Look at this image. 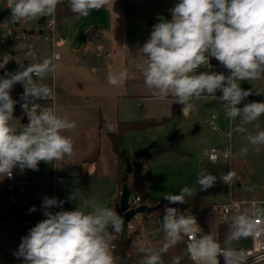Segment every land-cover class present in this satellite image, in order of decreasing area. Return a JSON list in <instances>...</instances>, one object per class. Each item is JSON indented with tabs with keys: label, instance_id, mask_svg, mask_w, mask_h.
I'll return each instance as SVG.
<instances>
[{
	"label": "clouds",
	"instance_id": "clouds-1",
	"mask_svg": "<svg viewBox=\"0 0 264 264\" xmlns=\"http://www.w3.org/2000/svg\"><path fill=\"white\" fill-rule=\"evenodd\" d=\"M63 0H7L11 10L12 23L31 21L38 17L51 16ZM111 0H68L70 10L79 16H88L93 10H100ZM171 20L160 19L153 26L150 39L139 49L146 57L144 82L158 91L163 100L171 94L175 103L182 105L181 112L187 116L194 108L191 101L199 100L204 94L215 96L225 105L226 115L231 120L239 117L240 124L234 129L244 132V125L264 115V102L252 101L238 107L252 95L250 90L241 87L242 81L258 80L264 77V0H179L171 9ZM28 55H33L29 52ZM58 59V57H56ZM210 58H215L228 71L229 75L212 71L198 72L201 67L211 68ZM23 70L5 73L0 77V176L11 178L14 168L38 171L40 162L59 161L73 153L71 138L62 135L65 130L76 127L75 122L61 118L54 107L41 109L36 100L54 95L53 90L44 86H34L32 77H43L54 72L56 65L52 59L41 63H31ZM129 78L127 70L108 77L112 86H120ZM17 83L24 87L21 105L27 115L28 123L17 132L10 124L17 101L11 90ZM33 85V86H29ZM259 95V93H256ZM213 130H218L212 125ZM229 136L232 135L230 131ZM253 146L264 145V130L247 137ZM248 148L241 149L246 155ZM216 149H207L203 155L212 163L218 156ZM225 159L230 151L223 153ZM236 173L232 170L221 173L223 183L231 185ZM217 176L201 170L197 184L201 190L214 186ZM195 195L194 189L183 187L179 194L165 195L169 204H183L186 197ZM75 200L72 193L69 197ZM64 200L45 197L41 204L46 219L38 222L22 238L17 258L24 264H116L111 241L123 231L124 220L112 208L95 206L85 213L79 208L49 211L61 207ZM33 206L29 212H35ZM260 209L252 215L247 213L233 217L231 230L225 243L253 234L259 235ZM111 228V232H109ZM163 231L167 243L159 252L147 249L142 264H161L160 253L188 237L187 250L194 264H220L218 256L223 255L225 264H242L233 261L234 256L243 258V253H235L231 248L222 249L211 235L196 237L197 220L185 216L177 208L165 206Z\"/></svg>",
	"mask_w": 264,
	"mask_h": 264
},
{
	"label": "rangeland",
	"instance_id": "rangeland-1",
	"mask_svg": "<svg viewBox=\"0 0 264 264\" xmlns=\"http://www.w3.org/2000/svg\"><path fill=\"white\" fill-rule=\"evenodd\" d=\"M1 12L3 14L6 13L10 18L11 11L1 9ZM163 17L166 18L167 14L164 13ZM33 26H36L34 28L37 32L33 35L15 38L11 52L6 51L4 44H0V77H3L5 73H15L23 70L21 65L25 67L24 61L26 60L25 58L30 56L28 55L29 52L34 55L35 53L37 54L38 50H43L46 59L54 58L52 40L49 38V35L39 32L38 18L27 22L21 21L18 28L22 32L24 29H30L29 27ZM147 32L149 33L151 30ZM10 58L15 63L12 67L6 69V63ZM145 68L143 67L138 71L144 73ZM32 80L34 86L40 87L46 85L53 92H56L57 89L60 90L62 84L66 85V82L69 83L68 79H62L58 76L54 80L53 75L49 74L44 75L42 78L33 76ZM240 83L241 87L245 90H250L252 95L247 97L238 107H243L245 103L252 101L264 102V77L260 86V79L242 81ZM151 90L152 93L158 94V91L155 89L150 88L146 91ZM23 92V85L17 83L13 86L11 95ZM256 93H259V95ZM215 94L216 97L220 96L218 91ZM216 97L204 94L199 100L193 99L191 103H197L199 107L198 113L189 119H181L179 122L181 123L180 130L173 123H164L156 128L148 127L140 131L137 130V132L135 131L132 134L133 137H130L132 145L129 144L130 141L128 140L127 146L138 154H146L162 147H171L173 149H179V147L185 149L191 148V154L193 153L195 159L192 155L179 156L175 153L167 152L152 158L149 161L150 164H136V168L133 171L137 170L136 177L143 196H148L149 193L150 195L152 193L161 197L169 194H179L180 189L185 186L194 189L195 195L186 197L187 202H191L190 205H186L187 203H177L174 204V207L185 216H194L197 222L203 223L206 226V234L211 235L214 240L220 242V226L231 223L229 222L231 216L225 222H222L217 216L208 213V206L210 203L227 201L230 197L264 199V145L253 146L247 139L250 134L255 135L258 131H261L262 116L251 123L245 124L244 132L234 131L240 124L239 117L236 120L228 118L224 103ZM139 101L140 107L135 113V116H137L135 118L138 119H143L147 114L146 112H149L148 110L151 109L161 114H166L165 112H169L170 110V98L161 100L158 97H154L148 104H145L144 99H140ZM84 107L87 108L86 114L91 121L99 119L100 112L91 106L90 103H85ZM55 113L60 117V110L57 107H55ZM82 114L81 111L74 109L69 111V121L75 122L76 127L62 132V135L71 138L73 148H76L77 151L71 155H65L62 162L61 160L56 161L58 173L67 177L57 187L58 197L66 201L71 210H75L77 207L88 213L93 211L95 206H98L112 208L116 211V204L118 203L119 205V200L116 201L115 184L118 183L120 198L123 183L120 182V178L118 177L117 179L112 178L118 172V162L120 160L112 150V142L108 135V132L116 129V123L111 122V120L106 121V123H80L81 117H83ZM213 114L217 116L216 123L220 126L218 130H213L208 124V120H210ZM13 117L12 120L20 122V117ZM10 124L17 132H20L27 123ZM93 124L98 125V132L96 134L100 133L101 138L97 149L91 151L92 142H90V137L93 138L95 135L94 129H88V126ZM230 131L232 132L231 136L228 135ZM211 145L219 147L231 146L234 157L229 162L219 161L212 163L207 161L203 158V152ZM244 147L248 148V152L246 155H241V149ZM178 152L183 153L181 151ZM91 156L98 158L97 161H88L87 158ZM96 162L98 164L95 165ZM70 165L76 167V172L71 173L69 171ZM145 165L147 169H141ZM38 168V171L24 169L21 171V174L29 178V186L35 188L38 196H43L45 193H54L55 190L52 185L54 161L49 163L40 162ZM201 170H207L210 174L217 176L214 186L207 190H201L200 185L196 182ZM230 170L236 173V177L229 186L222 182L220 174L227 173ZM133 171L129 174V177L134 176ZM120 174L122 177L126 174L124 162L120 163ZM4 177L0 176V195L2 196L0 200V212L8 213L9 218L0 219V259L3 261L1 263L4 264H22V258H17L14 253L22 242V235L25 230L23 211L20 205L10 208L7 193L4 189ZM132 192H134L133 189ZM72 193L75 195V200L69 199ZM165 203L168 202L165 201ZM28 204H31V202H28ZM164 208L155 213V219L151 221V226H156L155 223H157L156 219L158 217L163 220ZM244 213L248 214V210L245 209L240 214ZM237 215L239 214L232 216L235 217ZM160 226L161 228L158 231L151 234V242L157 252L167 243L166 235L163 231V221ZM109 232H111V229ZM117 239L111 241V243H117L119 246L116 251H112L113 256L121 254L119 260H115L116 264H133L132 257L135 259L138 257L145 258V250L152 249L148 246L147 242H144L136 234H133L129 238L124 248L120 246ZM221 244L228 247H243L248 246L250 241L247 237L232 241L230 244H226L225 241ZM160 259L161 264H194L183 239L177 244L170 246L166 252L160 253ZM260 264H264V262Z\"/></svg>",
	"mask_w": 264,
	"mask_h": 264
},
{
	"label": "crops",
	"instance_id": "crops-1",
	"mask_svg": "<svg viewBox=\"0 0 264 264\" xmlns=\"http://www.w3.org/2000/svg\"><path fill=\"white\" fill-rule=\"evenodd\" d=\"M178 2L179 0H111L110 4L102 7L98 11H91L86 17L76 15L70 19H66V28L63 30L58 29L55 39L51 41L53 43L54 52V58H52V61L56 65L55 71L47 73L53 75L54 80H56L57 76L69 80V83L66 82V85L62 84L60 90L57 89L56 92H53L55 96V105L57 109L60 110V117L69 120L68 112L74 109L83 113L80 123H106V121L111 120V122L116 123V129L114 131L117 130L118 124L123 121H160L163 117H171L176 105V98L171 94L167 97L170 98L171 104L170 110L169 112H165L166 114H161L151 109L148 110L149 112H146L147 114L143 119H138L135 118L137 117L135 116V113L139 110L140 99H144L145 104H148V102L152 101L154 97H158V94L152 93V90L146 91L150 88L144 82V74L138 71L143 67H146V57L139 51V49H141L144 43L150 39L151 32L148 33L147 31H152L153 26L160 22L161 18L171 20V9ZM164 13L167 14L166 18L163 17ZM39 18L40 17H38V20ZM34 27L36 26L29 28L31 29ZM55 54H57V56ZM56 57H58V59ZM25 59L33 60V63H41L43 62V59H46V56L44 55L43 50H38L37 54L30 55ZM124 70H127L129 73V78L122 85L112 86L108 83V77L110 75L118 74ZM219 73H223L226 76L230 74L224 66L220 68ZM262 78L260 79L259 86L261 85ZM22 94L23 93H14L12 95ZM75 100L77 101L75 102ZM85 103H90L91 106L100 112L99 119L92 121L89 119L86 114L87 108L84 107ZM193 105L194 108L187 116H183L180 109L178 117L176 119H171L166 123L176 124L178 130H180L181 123L179 122L181 119H189L191 116L198 113L199 107L197 103L193 102ZM75 106H77V108H75ZM24 117H26V121H24ZM216 120L217 116L215 121ZM17 121L11 120L10 123H28L27 115L20 117V122ZM161 125L163 124L150 128H156ZM217 125L219 126V124ZM88 129H94L95 136L93 138L90 137V142H92V147L90 149L93 151L97 149L101 134H96L98 132V125L96 124L89 125ZM110 132H108V135ZM134 132L135 131L128 132L124 138L125 148L129 155L133 157L142 155L133 152V150L129 149V146H127L128 140L130 141L129 144L132 145L130 137H133L132 134ZM212 146L216 145H211L206 149L208 150ZM76 151L77 149L73 148V153ZM167 152H172L179 156H193V153L191 154V148L185 149L179 147V149L168 150L164 153ZM193 158L195 159V156H193ZM87 159L88 161L94 160L93 162H95L98 158L91 156ZM62 161L63 159L61 162ZM120 163L121 162H118L117 174L112 178H121ZM96 164L98 163L96 162L95 165ZM146 164H150V162ZM55 165L56 160H54V167ZM135 168L136 165L133 166V169ZM141 169H147V166L145 165L143 168L141 167ZM69 171L71 173L76 172V167L70 165ZM136 171H133L134 176L129 177L128 181H132L134 184L133 193L140 194L141 189L136 177ZM21 179L23 181L24 194L28 197V202H31V204L27 203V205H24L23 207L21 206L24 216L23 224L25 225V230L22 235L23 238L29 234L31 229V227L28 226L30 222L27 220V218L30 217L25 216V211L27 210L29 212V209L33 206L36 207V213L43 212L44 209L41 208L43 198L42 196H38L34 187L29 186V178L22 176L21 174ZM115 190L116 201H120L118 183L115 184ZM149 195L143 196L142 194L145 203H147V198L161 197L152 193L150 196ZM1 197L2 196L0 195V200ZM211 204L213 203H210L209 205ZM117 206L120 208L118 203L116 204V209ZM11 207L12 205H10V208ZM51 210L52 208L49 209V211ZM0 214L4 213L0 212ZM43 217L44 215L40 219ZM30 219L34 222L40 220ZM131 237L132 236L129 238ZM119 239L120 234L117 240L119 241ZM120 256V253L116 255L114 257L115 260H119ZM132 258L134 262L139 257L136 259L134 257ZM0 261L2 260L0 259Z\"/></svg>",
	"mask_w": 264,
	"mask_h": 264
},
{
	"label": "built area",
	"instance_id": "built-area-1",
	"mask_svg": "<svg viewBox=\"0 0 264 264\" xmlns=\"http://www.w3.org/2000/svg\"><path fill=\"white\" fill-rule=\"evenodd\" d=\"M1 9H7L8 11H11L7 7V0H0V44H4L5 46L8 45L10 42H12L15 38L24 37L26 35L24 31L21 32L19 30L18 26L15 25V23H12L9 21L6 25L3 23L9 19L7 14H3L1 12ZM57 13H58V5L56 8V11L51 16H46L45 23L42 25H39V28L43 30V34L49 35V38L51 40H54L56 37V33L58 32V19H57ZM20 26V25H19ZM57 56V54H55ZM211 68L207 67H201L198 69V72H204V71H212L219 73L220 68L222 67L221 64H215L210 60ZM219 95H222V93L218 90ZM12 98L17 101V104L15 106L14 110H18L20 113H22L24 116H26V113L22 109L21 105L25 103V101L22 99V95H12ZM35 103L40 104L41 109L47 108V107H56L55 105V96H51L42 100H36ZM216 115H212L211 119L208 120L209 125L213 129L212 125L215 124L217 129H219V126L217 125L216 121ZM212 149H216V155L218 156V159L216 162L219 161H231L234 157V153L231 146L226 147H219V146H212L208 149L209 153H211ZM230 151V155L227 159H225L223 153L224 151ZM204 156V155H203ZM205 159L210 161V159L207 156H204ZM67 179L64 175L58 173L57 167L55 165L54 167V177L52 181V185L54 187V193H45L42 198L45 197L49 198H56L57 200H61L58 197L57 194V187L59 184L64 182ZM23 181L21 179V170L19 168L13 169L11 178L5 176L4 177V189L7 193L8 202L10 205H20L24 206L28 203V197L24 194L23 191ZM145 202L144 197L139 193H132L130 200H129V209H133L141 205ZM248 210V214L252 215L253 211L255 209H260L261 214L259 216V224L257 225V231L259 232V235L253 234L252 236H249L250 244L248 246L243 247H228L222 245L219 241H217L222 249L231 248L234 250L235 253H243V258L240 256H234L232 259L233 261L240 262L242 261V264H260L264 262V199L259 198H234L230 197L229 200L219 203H213L208 206V213L217 216L218 219L222 222H225L231 215L234 214H240L244 210ZM61 210H70V207L68 203L65 201L62 208L61 207H52L51 212L55 213L57 211ZM43 219H46L44 216L42 219L38 220V222L42 221ZM155 219L154 213L153 214H144V213H137L134 218L128 222V236H132L133 234L138 235L139 238L143 239L144 242H147L148 246L151 247L154 251H156L155 248H153V244L151 242V234L153 232L158 231L161 226V222L163 221L162 218L158 217L156 219L157 223L155 227L151 226V221ZM27 220L30 222L28 226L31 228L34 227L38 222H34L30 218H27ZM198 225V231L196 233V237L199 238L203 235H207V229L206 226L203 223L197 222ZM155 228V229H154ZM184 243L187 248L188 244V237H184ZM114 245L112 248V251H116L119 246L117 243H111ZM190 255V254H189ZM145 258L140 257L134 261L133 264H142L143 260ZM218 260L220 264H225L223 255L218 256ZM194 263V262H193ZM0 264L1 261H0ZM22 264H24L23 258H22Z\"/></svg>",
	"mask_w": 264,
	"mask_h": 264
},
{
	"label": "trees",
	"instance_id": "trees-1",
	"mask_svg": "<svg viewBox=\"0 0 264 264\" xmlns=\"http://www.w3.org/2000/svg\"><path fill=\"white\" fill-rule=\"evenodd\" d=\"M76 15L77 14L73 13L70 10V4L68 3V0H63L62 3L58 4V13H57L58 28L61 30L65 29L67 26L65 20L70 19L71 17L76 16ZM12 45H13V41L10 42L8 45H6V51L11 52L12 51ZM210 60L215 64H220L215 58H210ZM14 63H15V61L12 58H10L7 61L5 68L8 69V68L12 67L14 65ZM181 108H182V105L176 104L175 108H174L173 115L171 117H163L160 121L149 120V121H123V122H120L118 124L117 130L109 133V137H110L111 142H112L113 151L118 156L120 162L121 163L124 162V164L127 167V159H129L131 162L137 161V164L141 165L144 163H148L152 158H155V157L163 154L164 152H166L168 150H174L171 147H164V148L155 149V150L148 152L146 154H142V155L133 157V156L129 155L127 149L125 148L124 138H125V135L130 131L143 130V129H146V128L151 127V126L164 124V123L170 121L171 119H176L178 117V114H179ZM13 116L23 117L24 115L22 113H20L18 110H14ZM261 130H264V115H262V119H261ZM94 158H96V157H94ZM125 175L126 174H124V176ZM124 176L123 177L121 176V178H120L122 183H123ZM128 185L131 189L134 190V184L132 181H128ZM165 201L166 200H164V197H150L146 200V202L148 204H151V205H156L158 202H161V203L164 202V204H162V206L159 210H162V208H164L165 206L174 207V204L165 203ZM185 203H187L186 205H190L191 202L188 203L187 198H186ZM159 210H157L156 212H158ZM116 211L122 217L121 210H120V208H118V206H117ZM24 214H25V216L30 217L32 219H40L43 216V212H38V213L31 212L30 213L27 210L25 211ZM7 218H9L8 213L0 214V219H7ZM232 220H233V216L231 215L230 221H229L231 223H228L227 225H221L220 226L219 240L221 243L226 240L227 236L230 233ZM110 229L111 228H109L108 230H110ZM118 242H119L120 246L122 248H124L126 246V243L128 242V240L126 242H120V241H118ZM122 250H124V249H122ZM0 252H1V249H0Z\"/></svg>",
	"mask_w": 264,
	"mask_h": 264
},
{
	"label": "water",
	"instance_id": "water-1",
	"mask_svg": "<svg viewBox=\"0 0 264 264\" xmlns=\"http://www.w3.org/2000/svg\"><path fill=\"white\" fill-rule=\"evenodd\" d=\"M45 18H46V16L40 17L38 20V24L39 25L44 24ZM15 25L19 26L20 22L19 23L16 22ZM36 32H37V30L35 28L24 29V33L26 35H33ZM39 32L41 34H43L42 29H40ZM31 63H33V60L26 59L24 61L25 67L29 66ZM24 121H26V117H24ZM136 164H137V161L131 162L129 159H127L126 175L123 178V186H122L121 196H120V201H119V206H120V209H121L122 215H123L122 218L124 220L123 231L120 233L121 242H126L128 240V238H129V236H128V222H130L137 213L153 214L157 210H159L162 206L161 202H158L156 205H151V204L144 202L136 208L129 209V200H130V197H131L133 192H132V189L128 185V179H129V174L133 171V165H136Z\"/></svg>",
	"mask_w": 264,
	"mask_h": 264
}]
</instances>
